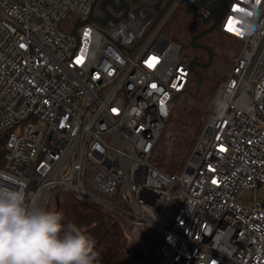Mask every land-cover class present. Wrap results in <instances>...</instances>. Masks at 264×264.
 I'll return each instance as SVG.
<instances>
[{
  "label": "built area",
  "instance_id": "built-area-1",
  "mask_svg": "<svg viewBox=\"0 0 264 264\" xmlns=\"http://www.w3.org/2000/svg\"><path fill=\"white\" fill-rule=\"evenodd\" d=\"M93 2L0 0V185L106 208L151 264H264V200L238 199L264 187V0L230 2L241 49L173 173L151 157L192 73L162 33L178 0L127 49Z\"/></svg>",
  "mask_w": 264,
  "mask_h": 264
},
{
  "label": "rangeland",
  "instance_id": "rangeland-1",
  "mask_svg": "<svg viewBox=\"0 0 264 264\" xmlns=\"http://www.w3.org/2000/svg\"><path fill=\"white\" fill-rule=\"evenodd\" d=\"M183 16L181 10L173 13L162 33L184 48L197 29H193ZM208 37V40L215 44L216 53L213 64L206 71L199 70L197 67L204 77L199 86L197 85L198 76L192 73L188 90L176 101L174 110L159 139V142L165 139L167 144H170L173 139H179L180 127L185 137L190 138L188 158L211 112L216 90L226 80L227 73L241 49V42L220 31ZM169 170L168 173L175 172ZM255 194L264 200V187H260L257 192L243 191L238 195V199L246 201L249 200V196L255 197ZM59 205L58 211L64 214L65 222L77 224L96 240V250L99 254L97 264H151L150 256L126 247L122 223L106 208L83 201L68 191H62L59 194ZM45 208L57 211L55 197L47 201Z\"/></svg>",
  "mask_w": 264,
  "mask_h": 264
},
{
  "label": "clouds",
  "instance_id": "clouds-1",
  "mask_svg": "<svg viewBox=\"0 0 264 264\" xmlns=\"http://www.w3.org/2000/svg\"><path fill=\"white\" fill-rule=\"evenodd\" d=\"M96 240L64 214L0 185V264H97Z\"/></svg>",
  "mask_w": 264,
  "mask_h": 264
},
{
  "label": "flooded vegetation",
  "instance_id": "flooded-vegetation-1",
  "mask_svg": "<svg viewBox=\"0 0 264 264\" xmlns=\"http://www.w3.org/2000/svg\"><path fill=\"white\" fill-rule=\"evenodd\" d=\"M175 2L176 0H97V7L93 17L104 23L108 20L119 21L131 12L135 16L134 24L139 28L144 24L140 12L152 6L153 10L148 12L147 18H151L154 13L155 17H157L162 12L165 14ZM219 3L220 0H178L172 11L173 14L181 10L184 14L183 18L187 19L193 29H197L187 46L183 48V51L184 54L189 56L190 60L199 63L198 68L202 71H206L213 64L216 53L215 44L208 40V36L218 31L213 30L199 38H196V36L207 30L214 23V18L219 12ZM100 4L102 11L98 12ZM188 9L190 10L189 12H187ZM123 21L124 19L121 22ZM140 37L124 34V38L134 42H137Z\"/></svg>",
  "mask_w": 264,
  "mask_h": 264
},
{
  "label": "water",
  "instance_id": "water-1",
  "mask_svg": "<svg viewBox=\"0 0 264 264\" xmlns=\"http://www.w3.org/2000/svg\"><path fill=\"white\" fill-rule=\"evenodd\" d=\"M231 1L232 0H220L219 12H218V15L214 18V23L207 30L203 31L201 34L196 36V38H199L213 30L220 31V25H221L222 19L229 8V4ZM96 7H97V0H94L92 4V11H91L90 17L88 18V21L93 22L96 25H98L100 30L105 35L111 37L114 40L115 44L121 49H127V44L134 43V41H131V40L129 41L128 39L124 38V34L133 35V36H141L143 35L148 25L149 27H152L155 24V22L163 15V12H162L159 16L155 17V13H154V15L151 18H147L148 12L153 10L152 6H149L146 10L140 12V15H141L142 20L144 21V24H142L143 25L142 27L138 28L134 24L135 16L131 12L128 14V16L121 18L119 21L118 20L117 21L108 20L104 23H101L99 20H96L95 17H93V13L95 12ZM101 11L102 10H101V4H100V6L98 7V12H101ZM189 11L190 10L188 9L187 12ZM122 19H124L123 22H121ZM73 33H76V28L73 30ZM138 43L134 44V47L131 49H128V51L132 52ZM183 58L189 61V67L191 69V72L198 76L199 80L197 82V85L199 86L202 80L204 79L203 75L197 69V67H199V63H197L194 60H190L189 56L186 54H184ZM55 199L57 201V211H58L59 206H60L59 205V194L55 195Z\"/></svg>",
  "mask_w": 264,
  "mask_h": 264
},
{
  "label": "trees",
  "instance_id": "trees-1",
  "mask_svg": "<svg viewBox=\"0 0 264 264\" xmlns=\"http://www.w3.org/2000/svg\"><path fill=\"white\" fill-rule=\"evenodd\" d=\"M191 75H192V73H191ZM189 84H190V79H189V82L187 84V87H186L185 91L182 94H180L179 97H181L182 95H184L187 92ZM179 97H178V99H179ZM179 129L178 130H179V132L181 134L179 136V139H173L172 142H170V144L169 143L168 144L165 143V139L163 141H161V142L158 141V143L155 146L154 151L152 153V157H151L152 163L157 168L161 169L162 171H164L166 173H168L170 171L169 169H171L172 171H176L177 169L183 168L184 165L186 164L185 161H186V159L188 158V155H189L188 149H189V146H190V138L188 136L189 140L187 141L188 138L185 137L184 131L181 130L180 127H179ZM185 133L187 134V132H185ZM159 155H160V157H159Z\"/></svg>",
  "mask_w": 264,
  "mask_h": 264
},
{
  "label": "snow or ice",
  "instance_id": "snow-or-ice-1",
  "mask_svg": "<svg viewBox=\"0 0 264 264\" xmlns=\"http://www.w3.org/2000/svg\"><path fill=\"white\" fill-rule=\"evenodd\" d=\"M229 30H233L231 21L229 22Z\"/></svg>",
  "mask_w": 264,
  "mask_h": 264
},
{
  "label": "crops",
  "instance_id": "crops-1",
  "mask_svg": "<svg viewBox=\"0 0 264 264\" xmlns=\"http://www.w3.org/2000/svg\"><path fill=\"white\" fill-rule=\"evenodd\" d=\"M147 29V28H146Z\"/></svg>",
  "mask_w": 264,
  "mask_h": 264
}]
</instances>
